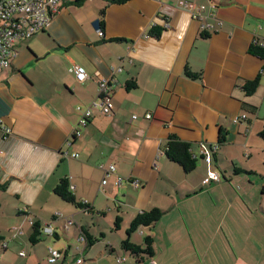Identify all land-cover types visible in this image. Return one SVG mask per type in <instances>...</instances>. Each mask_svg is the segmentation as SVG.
I'll return each instance as SVG.
<instances>
[{"label": "crops", "instance_id": "0c3cea01", "mask_svg": "<svg viewBox=\"0 0 264 264\" xmlns=\"http://www.w3.org/2000/svg\"><path fill=\"white\" fill-rule=\"evenodd\" d=\"M193 1L217 4L206 32L177 0H63L44 30L17 41L0 73V264H111L110 252L117 264H264V56L251 50L264 49V0ZM75 64L86 68L85 81L70 71ZM102 78H111L110 114L92 105ZM256 78L248 95L244 86ZM78 106L93 110L85 126ZM171 135L191 144V172L166 156ZM111 164L140 185L116 186L115 174L103 184ZM210 170L221 180L207 181ZM63 178L91 212L56 193ZM154 207L161 219L130 235L136 215ZM32 219L55 229L42 233L44 258L34 256L43 246L32 247ZM85 233L106 248L81 243ZM147 235L153 256L122 249L123 240L140 244ZM51 246L65 252L55 263ZM24 250L23 260L12 257Z\"/></svg>", "mask_w": 264, "mask_h": 264}, {"label": "built area", "instance_id": "2783aa9c", "mask_svg": "<svg viewBox=\"0 0 264 264\" xmlns=\"http://www.w3.org/2000/svg\"><path fill=\"white\" fill-rule=\"evenodd\" d=\"M63 4V0H0V73L8 68L13 58L17 55L16 43L20 39L29 38L37 32L44 30L50 23L52 17L56 15ZM177 5L183 9H187L192 12L201 22L204 32L209 28L213 27V24L209 21L217 18V4L214 2L201 3L197 4L193 0H177ZM99 34H102L103 31L101 28H97ZM264 47V44H261ZM115 71H121L122 67L118 66L114 69ZM70 71L75 74V77L78 81H85L88 78L87 70L84 66L75 64L71 66ZM111 78H102L97 87V96L100 98L99 101H94L93 106H99L102 108L104 113L110 114L113 111V102L111 100ZM78 111L81 112V117L79 119V124L85 126L90 118L93 115V110L91 107L83 108L82 106L77 107ZM147 119L153 117L152 113L148 112L145 114ZM246 115H243V118ZM133 118H138L137 114L133 115ZM236 121L239 118L235 119ZM2 122L0 121V124ZM7 134L11 133L12 129L9 127L4 128ZM80 130L75 131V135H79ZM69 145H72V140L68 142ZM201 154L204 156L207 162L211 161V152L208 147H203L201 149ZM64 155L71 157H78L77 152L68 153L65 152ZM116 166L114 164L109 165V167L104 168V178L102 180L103 184L108 183V177L110 175H116ZM207 181L221 180V173L218 171L210 170L208 172ZM129 181L135 186L140 185L139 178L133 177H123L120 175L115 176V185L120 186L123 182ZM69 189L71 192L74 191L75 185L70 183ZM83 203L88 204V200L84 199ZM86 211V210H85ZM56 215H60V212H57ZM34 220H31V223L34 224ZM72 220H68L66 227L72 224ZM45 233L53 235L55 229L51 225H44L42 227ZM21 231V228H18V232ZM78 240L81 243L87 244V238L85 235H81ZM3 247H8V241H3ZM78 250L81 251V248L78 246ZM49 261L55 263L62 259L65 256V252L61 249L55 247H49ZM24 253L21 252L20 255ZM125 257H119L118 261H124ZM84 261L83 257L77 259L78 264H82Z\"/></svg>", "mask_w": 264, "mask_h": 264}, {"label": "trees", "instance_id": "16d2710c", "mask_svg": "<svg viewBox=\"0 0 264 264\" xmlns=\"http://www.w3.org/2000/svg\"><path fill=\"white\" fill-rule=\"evenodd\" d=\"M78 4H81L83 0H75ZM115 2H123L126 0H110ZM105 16H106V10L105 8L101 9L100 11V17L95 22V26L97 28H101L104 32L105 28ZM252 52L259 54L261 56H264V49L254 45L251 47ZM186 74L192 78H197L198 74L193 73L189 69H186ZM259 85V79L256 78L252 81H248L244 89L248 95H252L256 92ZM128 88H134L136 86L134 81H131L127 84ZM225 135H221L220 142H224ZM165 154L168 157L169 160L176 162L180 164L183 169L186 172H191L195 169L197 159L193 156L192 147L191 144L181 140L176 135H171L169 137V140L167 142V146L165 149ZM70 181L68 178L61 179L60 183L55 187L56 193H58L62 198L65 200L76 204L79 207H82L87 212H91L90 204H86L83 202H79L74 194L69 189ZM163 215V211L160 208L154 207L149 210H144L136 215V217L131 221L130 227L128 229L129 234L136 232L140 227L142 226H154L156 222H158ZM122 222V217L117 216L115 220V228H120ZM33 226V232L30 237V241L33 244H37L42 239V233H44L42 229V224L39 221H35ZM85 236L87 238V242L89 245L94 244L96 241H98V238H94L92 235L85 233ZM154 239L151 235H147L143 238V242L140 244L134 243L130 240V238H127L122 241L121 247L126 252H129L130 254L134 255H140L145 254L147 256H153L154 254V248H153Z\"/></svg>", "mask_w": 264, "mask_h": 264}, {"label": "rangeland", "instance_id": "374dc122", "mask_svg": "<svg viewBox=\"0 0 264 264\" xmlns=\"http://www.w3.org/2000/svg\"><path fill=\"white\" fill-rule=\"evenodd\" d=\"M93 222H96L95 220L93 221L92 220V222H90L91 223V226H93L92 224H93ZM115 233V232H114ZM137 235H139L138 233H137ZM125 236H127V234H126V232H125ZM100 239H102L101 238V236L99 235V240ZM116 239V238H115ZM142 239H143V237H142ZM49 239L46 237V236H43L42 237V240L39 242V243H37V245H32V247L34 246V247H41V245L43 246L44 245V243H46L47 241H48ZM102 241V240H101ZM96 247V249H101L102 251L106 248V244L105 243H103V242H96L94 245H93V247ZM89 249H91V247H89ZM95 249V250H96ZM122 249L120 248V250L119 251H121ZM23 256L22 257H20L18 254H15V255H12V257H17V260H23L24 258V255H26L27 256V251L26 250H24L23 251ZM122 253H123V251H122ZM29 254V253H28ZM34 256H40V257H42V258H44V255H42V254H44V246H43V249H40V250H38V251H36V252H34ZM121 255V254H120ZM130 254H128V257L130 258V256H129ZM85 256H87V254L85 255ZM107 256H109V259H110V263L111 264H117V258H115L116 256H112V253L110 252V254H108ZM89 258H91V256H89ZM102 264H104V263H106V261H102L101 262ZM124 264H127V262H125Z\"/></svg>", "mask_w": 264, "mask_h": 264}]
</instances>
